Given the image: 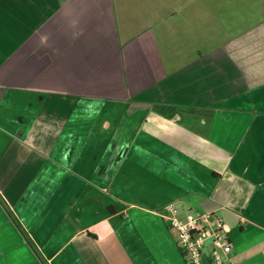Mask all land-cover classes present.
I'll return each mask as SVG.
<instances>
[{
    "label": "crops",
    "instance_id": "0c3cea01",
    "mask_svg": "<svg viewBox=\"0 0 264 264\" xmlns=\"http://www.w3.org/2000/svg\"><path fill=\"white\" fill-rule=\"evenodd\" d=\"M0 197L48 264H188L170 206L264 264V0H0Z\"/></svg>",
    "mask_w": 264,
    "mask_h": 264
},
{
    "label": "built area",
    "instance_id": "2783aa9c",
    "mask_svg": "<svg viewBox=\"0 0 264 264\" xmlns=\"http://www.w3.org/2000/svg\"><path fill=\"white\" fill-rule=\"evenodd\" d=\"M170 226L177 233V244L188 264H227L232 246L223 219L215 212L178 216L170 206L165 209Z\"/></svg>",
    "mask_w": 264,
    "mask_h": 264
},
{
    "label": "trees",
    "instance_id": "16d2710c",
    "mask_svg": "<svg viewBox=\"0 0 264 264\" xmlns=\"http://www.w3.org/2000/svg\"><path fill=\"white\" fill-rule=\"evenodd\" d=\"M0 206L8 216V218L12 221V223L15 225L27 245L30 247V249L33 251L34 255L37 257V259L42 263V264H48L45 259L42 257L41 253L37 249L36 245L30 238V236L27 234V232L24 230L22 225L19 223L18 219L16 218L15 214L11 211L9 206L6 204V202L0 197Z\"/></svg>",
    "mask_w": 264,
    "mask_h": 264
},
{
    "label": "rangeland",
    "instance_id": "374dc122",
    "mask_svg": "<svg viewBox=\"0 0 264 264\" xmlns=\"http://www.w3.org/2000/svg\"><path fill=\"white\" fill-rule=\"evenodd\" d=\"M188 213H190V211H187L186 213H184V216H186Z\"/></svg>",
    "mask_w": 264,
    "mask_h": 264
}]
</instances>
